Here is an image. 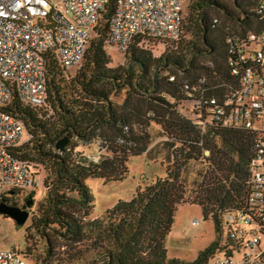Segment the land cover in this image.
Here are the masks:
<instances>
[{"label":"trees","instance_id":"trees-1","mask_svg":"<svg viewBox=\"0 0 264 264\" xmlns=\"http://www.w3.org/2000/svg\"><path fill=\"white\" fill-rule=\"evenodd\" d=\"M262 1L190 0L178 39L139 35L125 64L111 67L107 47L117 0H110L75 75L55 52L46 53L45 104H26L14 91L5 109L31 138L13 154L45 173L47 195L30 226L45 243L42 264H210L219 251L240 248L227 236V216L248 206L260 138L222 125L211 100L222 104L241 88L240 75L232 73L236 58L242 72L233 52L239 45L255 47L249 36L264 30ZM151 42L163 47L159 57ZM91 147L97 152H85ZM141 155L166 164V176L93 217L87 180L120 181L131 157ZM182 204L201 205L219 233L193 262L168 257L167 237ZM24 254L30 258V246Z\"/></svg>","mask_w":264,"mask_h":264},{"label":"built area","instance_id":"built-area-1","mask_svg":"<svg viewBox=\"0 0 264 264\" xmlns=\"http://www.w3.org/2000/svg\"><path fill=\"white\" fill-rule=\"evenodd\" d=\"M109 2L0 0V198L10 189L31 191L42 183L31 167L13 154L26 130L24 123L5 109L14 91L26 104H45L46 53L55 52L67 69L79 67ZM260 8L264 13V0ZM183 10V0H117L108 43L125 54L139 35L176 40L181 34ZM249 39L253 49L239 45L233 52L239 55L242 67L241 72L236 58L232 73L240 75L241 88L226 96L224 103L212 99L211 104L222 125L259 135L248 181L251 191L246 210L227 216V236L240 248L230 253L219 251L210 264H264V30L251 33ZM0 264L28 262L15 249H1Z\"/></svg>","mask_w":264,"mask_h":264},{"label":"rangeland","instance_id":"rangeland-1","mask_svg":"<svg viewBox=\"0 0 264 264\" xmlns=\"http://www.w3.org/2000/svg\"><path fill=\"white\" fill-rule=\"evenodd\" d=\"M223 1L230 2V0ZM189 2L190 0H183L185 15H187ZM150 49L156 57H159L164 51L163 47L157 42H151ZM107 52L111 59V67L125 64V54L120 53L112 46L107 47ZM80 68H72L69 74L71 76L75 75ZM30 138V134L25 130L20 144L25 143ZM80 149L84 150L83 148ZM85 152L94 154L97 149L91 147ZM128 166V175L120 181L106 182L100 178H89L87 180V185L90 187L95 199L93 217L101 216L120 200H130L137 189H144L158 177L166 176V164L162 163L161 160L152 161L146 155L131 157ZM31 169L42 182L39 187L34 189H38L36 199L33 197L34 202H36L43 199L46 191L44 187L45 173L33 164H31ZM27 194H14L10 198L19 199L22 202L28 196ZM38 209L39 206H36L35 210L31 209V220ZM29 224L30 221H27L23 226H18L11 218H4L0 214V247L13 248L24 245L26 242L25 247H23L24 251L27 245L32 249V255L30 259H27L28 264H42V260L46 257L44 253L45 243L30 228ZM218 235L214 222L204 219V211L201 205L182 204L178 207L175 223L167 237L168 257L169 259L177 258L186 262H193L198 258L200 252L210 247L219 238ZM224 235L226 236V234ZM262 246L264 247V239ZM242 256L243 254H240V257Z\"/></svg>","mask_w":264,"mask_h":264},{"label":"water","instance_id":"water-1","mask_svg":"<svg viewBox=\"0 0 264 264\" xmlns=\"http://www.w3.org/2000/svg\"><path fill=\"white\" fill-rule=\"evenodd\" d=\"M67 141L68 139L66 138L60 140L57 144V149L60 151L65 150ZM33 205V200H30L23 206L8 205L5 201H2V203H0V213L12 218L19 226H23L32 215L31 208L28 209V207H31Z\"/></svg>","mask_w":264,"mask_h":264},{"label":"crops","instance_id":"crops-1","mask_svg":"<svg viewBox=\"0 0 264 264\" xmlns=\"http://www.w3.org/2000/svg\"><path fill=\"white\" fill-rule=\"evenodd\" d=\"M12 190H13V189H12ZM12 190H11V189L8 190V191L4 194V197H6L7 199H10V197H12V195H14V192H13ZM37 192H38V189H37V190L26 191L25 193H28V194H27L28 196H33V197L36 199V197H37ZM46 195H47V192L45 191L43 199L34 202V205L31 207V209H32V210H35L36 206H39V204H40L41 202L44 201ZM31 200H32V199H31ZM2 201H5V200L1 197V198H0V203H2ZM0 214H1V213H0ZM1 215H2V217H4V218H10L9 216H7V215H5V214H1ZM11 219H12V218H11ZM12 220H13V219H12ZM13 221H14V220H13ZM28 221H30L29 226H31V223H32L31 218H29ZM14 222H15L16 225H18V224L16 223V221H14ZM25 224H26V223H25ZM18 226H19V225H18ZM29 226H28V227H29ZM25 245H26V242L24 243V245H21V246H18V247H13V248H2V247H0V250H1V249H15V250H17L21 255H23L26 259H30V258H28V257L24 254V249H23V247H25Z\"/></svg>","mask_w":264,"mask_h":264},{"label":"flooded vegetation","instance_id":"flooded-vegetation-1","mask_svg":"<svg viewBox=\"0 0 264 264\" xmlns=\"http://www.w3.org/2000/svg\"><path fill=\"white\" fill-rule=\"evenodd\" d=\"M30 200L28 199H25L23 200L22 202H20L19 199H6L5 202L8 204V205H14V206H23L25 204H27ZM32 207V206H31ZM31 207H28V209H30Z\"/></svg>","mask_w":264,"mask_h":264}]
</instances>
